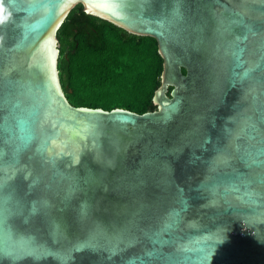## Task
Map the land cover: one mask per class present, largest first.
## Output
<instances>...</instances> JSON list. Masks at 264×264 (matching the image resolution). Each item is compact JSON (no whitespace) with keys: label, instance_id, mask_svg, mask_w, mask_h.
<instances>
[{"label":"water","instance_id":"water-1","mask_svg":"<svg viewBox=\"0 0 264 264\" xmlns=\"http://www.w3.org/2000/svg\"><path fill=\"white\" fill-rule=\"evenodd\" d=\"M76 4L156 41L154 110L68 103ZM0 264H264V0H0Z\"/></svg>","mask_w":264,"mask_h":264},{"label":"trees","instance_id":"trees-1","mask_svg":"<svg viewBox=\"0 0 264 264\" xmlns=\"http://www.w3.org/2000/svg\"><path fill=\"white\" fill-rule=\"evenodd\" d=\"M55 38L58 80L70 105L138 114L155 109L151 98L162 59L152 37L129 33L76 4Z\"/></svg>","mask_w":264,"mask_h":264}]
</instances>
